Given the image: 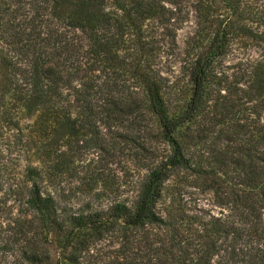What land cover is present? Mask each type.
Wrapping results in <instances>:
<instances>
[{"label": "trees", "instance_id": "1", "mask_svg": "<svg viewBox=\"0 0 264 264\" xmlns=\"http://www.w3.org/2000/svg\"><path fill=\"white\" fill-rule=\"evenodd\" d=\"M164 11L161 0H0V105H18L32 118L24 142L41 165L27 162L21 180L7 184L20 197L23 216L13 233L0 239V251H11L10 264H52L49 248L38 239L43 232L59 236L67 250L54 264H82L80 252L109 229L129 239L115 264H264L263 61L241 74L246 79L240 97L253 117L216 130L221 142L213 150L211 169H232V186L221 185L218 176L202 183L225 214L204 218L172 201L158 206L170 172L188 169L197 181L208 176L211 170L190 165L186 145L230 119L239 98L219 94L230 91L220 86V77L214 89L208 86L212 65L224 53L226 35L219 30L188 69L191 88L184 109L168 115L157 71L135 52L121 54L125 28L138 32L143 21L161 20ZM124 74L138 83L142 96L124 91L118 83ZM143 98L156 121L150 136L164 141L167 154L148 167L128 202L60 208L42 182L49 183L52 170L64 166L70 142L98 126L138 125ZM101 194L94 192L93 199Z\"/></svg>", "mask_w": 264, "mask_h": 264}, {"label": "rangeland", "instance_id": "2", "mask_svg": "<svg viewBox=\"0 0 264 264\" xmlns=\"http://www.w3.org/2000/svg\"><path fill=\"white\" fill-rule=\"evenodd\" d=\"M164 1L161 0L165 8L161 20L143 21L138 32L136 28H125L121 54L128 57L135 52V57L144 58L157 71L168 115H175L184 109L191 88L188 69L195 55L219 30L226 35L224 53L212 65L208 86L210 90L214 89V82L220 77V86L228 87L230 91L220 89L219 94L239 98L230 119H223L214 132H205L202 138L192 139L186 145L185 153L190 165L211 170L208 176L197 181L188 169L170 172L168 179L161 184L164 190L158 206L163 208L173 202L172 205L184 208L189 214L204 218L208 215L220 216L225 214V209L215 203L211 192L202 183L208 184L210 178L218 176L223 180L221 185L232 186V169H211L213 150L218 146L216 130L224 128L234 119L243 122L245 117H253L245 98L240 97L239 89L246 79L242 72L254 61L264 62V0ZM118 83L125 92L127 89L142 96L138 83L128 74L118 78ZM207 110L205 107L203 113ZM139 112V124L136 126L119 129L98 126L91 135L70 142L64 166L52 172L50 169L53 175L49 183L42 182L60 208L70 206L72 210L87 201H92V207H106L111 199L128 202L134 196L148 167L154 166L168 152L167 145L159 136H150L149 131L156 130V121L146 111L144 98ZM9 120L16 124L9 123ZM31 122L32 118L27 117L20 106L0 105V239L13 233L20 225L17 220L23 218L20 197L10 193L7 184L21 180L27 162L37 165L32 150L24 142L27 126ZM190 127L193 131L195 125ZM97 191L102 194L93 199ZM151 231L159 233L154 229ZM37 235L41 243L49 248L52 264L66 256L67 250L60 247L59 236L51 232ZM131 235L128 236L130 239ZM126 240L129 239L109 229L102 238L92 239L89 247L80 252L79 259L82 264H115L121 257L120 246L123 243L125 246ZM10 254V250H1L0 256L5 259L0 258V264H10Z\"/></svg>", "mask_w": 264, "mask_h": 264}]
</instances>
